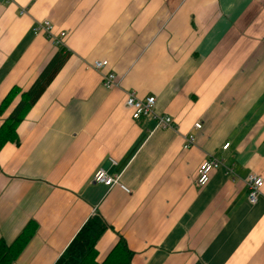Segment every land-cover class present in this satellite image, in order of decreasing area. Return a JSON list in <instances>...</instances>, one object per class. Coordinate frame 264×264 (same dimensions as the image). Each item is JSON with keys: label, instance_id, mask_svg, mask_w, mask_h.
<instances>
[{"label": "crops", "instance_id": "0c3cea01", "mask_svg": "<svg viewBox=\"0 0 264 264\" xmlns=\"http://www.w3.org/2000/svg\"><path fill=\"white\" fill-rule=\"evenodd\" d=\"M43 20L63 46L33 32ZM60 49L19 142L0 150V240L37 224L13 264H54L94 214L109 225L100 261L122 237L131 264H264V187L252 204L246 182L264 178V0H0V104L21 91L0 124ZM129 92L156 96L175 127L134 119ZM212 156L224 165L199 186ZM100 168L131 192L93 182Z\"/></svg>", "mask_w": 264, "mask_h": 264}, {"label": "trees", "instance_id": "16d2710c", "mask_svg": "<svg viewBox=\"0 0 264 264\" xmlns=\"http://www.w3.org/2000/svg\"><path fill=\"white\" fill-rule=\"evenodd\" d=\"M68 55L69 52L60 49L42 69L30 88L21 93L19 102L0 124V150L7 142H19L18 126L30 108L46 91L67 60ZM20 92L17 86L8 92L0 104V115ZM108 228L109 225L101 215L90 216L54 264H131L134 253L122 237L102 261L98 260L96 245ZM36 229L37 224L30 221L11 244H7L1 239L0 264H13L33 237Z\"/></svg>", "mask_w": 264, "mask_h": 264}, {"label": "built area", "instance_id": "2783aa9c", "mask_svg": "<svg viewBox=\"0 0 264 264\" xmlns=\"http://www.w3.org/2000/svg\"><path fill=\"white\" fill-rule=\"evenodd\" d=\"M7 1H13V0H7ZM22 12H25V10H22ZM54 26L49 20H43L35 23L32 30L34 33H40L43 32L46 34L47 38L50 40V42L56 46H63L64 44V38L66 37L67 33L64 31H61L60 33L56 34L53 31ZM108 64V60L106 59H98L93 62V67L97 70H102L104 67H106ZM117 81L114 73H105L103 75V85L107 88H113L117 86ZM125 105L128 109L131 110L132 117L134 119H139L142 116H152L157 123L158 127L162 128H170L175 127L174 126V120L170 115L167 114H161L156 112L155 106H156V96L149 95L147 97L141 98L138 97L135 93L129 92L126 95L125 99ZM194 127L197 129H200L202 127L201 122H196L194 124ZM195 143V135L190 134L187 137H185L184 147L188 148L194 145ZM229 143H226L223 148H228ZM224 162L221 159L215 158V157H209L208 159H205L199 166L198 172H197V178L196 183L199 186L206 185L210 178L212 172L224 165ZM93 182L95 183H101L107 186H113L118 185L126 192H131V189L127 187L125 184L120 182L118 176H112L107 173V171L103 168L97 169L95 173L93 174ZM246 182L248 185V200L250 203L255 204L258 201V198L262 192V189L264 187V178L261 175H258L257 173H250L247 178Z\"/></svg>", "mask_w": 264, "mask_h": 264}]
</instances>
